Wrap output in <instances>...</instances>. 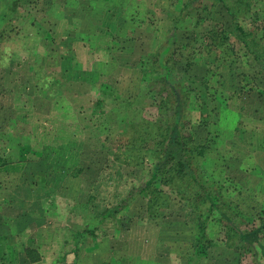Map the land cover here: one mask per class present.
Segmentation results:
<instances>
[{
	"label": "rangeland",
	"instance_id": "1",
	"mask_svg": "<svg viewBox=\"0 0 264 264\" xmlns=\"http://www.w3.org/2000/svg\"><path fill=\"white\" fill-rule=\"evenodd\" d=\"M181 1L120 4L110 46L52 30L44 42L39 0H21L0 30V264H264L257 245L252 260L227 248L213 223L214 245L196 257L189 213L172 195L168 207L136 193L123 202L153 159L121 144L142 125L164 126L163 100L178 96L185 130L208 147L200 177L254 219L247 228L264 219V0L240 23L250 48L218 1ZM180 9L187 18L173 24Z\"/></svg>",
	"mask_w": 264,
	"mask_h": 264
},
{
	"label": "trees",
	"instance_id": "2",
	"mask_svg": "<svg viewBox=\"0 0 264 264\" xmlns=\"http://www.w3.org/2000/svg\"><path fill=\"white\" fill-rule=\"evenodd\" d=\"M193 1L195 0L181 1V9H186ZM214 1H218L231 16V21L235 25L234 30L239 36H243L242 43L250 48V44L245 40L246 33L240 23L246 21L247 14H250L252 5L257 0ZM181 9L175 13L173 24L175 20L187 18L188 13L183 14ZM196 23L193 22V26ZM2 34L3 31L0 32V36ZM166 46L159 60L160 65L166 71L165 80L169 71L162 61L165 58L164 54L170 50V46ZM166 99L163 100V106L165 103L163 108L167 111L166 124L156 128L149 123L142 125L130 140L127 138V142L121 144L125 148L124 151L128 150L131 156L137 154V158L141 160L145 157L153 159L149 180L144 181L138 189H131L123 202L126 203L136 193L148 198V208L161 204L168 207L170 198L168 196H174L177 203L183 207L181 209L189 213V225L193 236L191 249L196 257L206 256L208 249L214 245L209 238L211 223L219 226L222 231L224 230V244L227 248L252 260V258L257 259L256 256H258L254 250L257 245L260 255L264 256V244L257 237L259 231L262 230L264 233V219L260 218L261 228H247L251 226L254 219L242 214L237 206L225 197L222 186L215 180L207 178L203 181L198 172L196 160L204 157L208 147L206 144L196 143L193 133L185 130L187 124L183 121L185 119L183 104L178 96L171 104H167ZM6 164L7 161L0 156V167ZM162 187H166L169 191H164ZM109 213L110 211H104L101 220L108 217ZM74 234L77 235V233ZM247 264H260V262L253 260Z\"/></svg>",
	"mask_w": 264,
	"mask_h": 264
},
{
	"label": "crops",
	"instance_id": "3",
	"mask_svg": "<svg viewBox=\"0 0 264 264\" xmlns=\"http://www.w3.org/2000/svg\"><path fill=\"white\" fill-rule=\"evenodd\" d=\"M39 1L40 17L44 20L40 26L44 33V42H48L50 30H52V33L54 32V35L59 34L60 31V35L69 34V40H74L75 46L78 45V36L80 41L83 39L80 36L81 34L91 36L92 44L96 42L93 39L94 35L106 36L107 39L102 38L105 42L108 41L106 45L117 44L109 36L111 34L118 35V30L123 27L119 20L123 17L121 15L124 11L119 5L123 3H126L123 5H136L135 0H64L63 3L57 0ZM46 2L51 3L50 7ZM20 3L21 0H0V30L10 22L9 20L15 18ZM124 10H126V7H124ZM131 18L132 16H130ZM77 33L79 34L77 35ZM80 49L85 52L88 48Z\"/></svg>",
	"mask_w": 264,
	"mask_h": 264
}]
</instances>
